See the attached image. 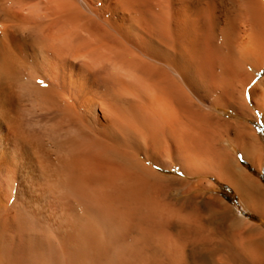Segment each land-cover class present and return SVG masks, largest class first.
Wrapping results in <instances>:
<instances>
[{
	"label": "bare ground",
	"instance_id": "obj_1",
	"mask_svg": "<svg viewBox=\"0 0 264 264\" xmlns=\"http://www.w3.org/2000/svg\"><path fill=\"white\" fill-rule=\"evenodd\" d=\"M263 70L264 0H0V264H264V228L163 172L264 219L231 149L264 166Z\"/></svg>",
	"mask_w": 264,
	"mask_h": 264
},
{
	"label": "rangeland",
	"instance_id": "obj_2",
	"mask_svg": "<svg viewBox=\"0 0 264 264\" xmlns=\"http://www.w3.org/2000/svg\"><path fill=\"white\" fill-rule=\"evenodd\" d=\"M263 76L264 71L262 74L258 75V80ZM257 114L259 116L258 119H253L249 121V123H251L253 127H256L258 134L264 142V113L258 111ZM222 115L229 116L231 114L230 112H226L225 114L222 112ZM234 116L238 117L237 115ZM231 149L236 159L239 161V163L243 164V168L249 173V175L259 181L264 187V166L261 170L258 169L245 157L240 148L237 146H231ZM171 161L174 166L178 164L177 159H172ZM190 167L194 168L195 175H186L179 165H176L173 170H164L163 172L177 175L179 177L185 178V180L189 183L199 185L197 189L188 193L187 197L189 199L193 198L194 201L199 205H208L209 203H214L219 211H225L228 213L229 223L232 221H239V219H248L255 225L264 228V219L254 212L246 209L242 196L236 191L234 187L222 182L215 175L210 174L211 172L209 171V168L203 164H200V162L193 163V161H191Z\"/></svg>",
	"mask_w": 264,
	"mask_h": 264
},
{
	"label": "snow or ice",
	"instance_id": "obj_3",
	"mask_svg": "<svg viewBox=\"0 0 264 264\" xmlns=\"http://www.w3.org/2000/svg\"><path fill=\"white\" fill-rule=\"evenodd\" d=\"M38 83H40L41 85H43L45 88L47 87V85H45L43 81H38ZM130 139H132L133 142H135V138L130 137Z\"/></svg>",
	"mask_w": 264,
	"mask_h": 264
},
{
	"label": "trees",
	"instance_id": "obj_4",
	"mask_svg": "<svg viewBox=\"0 0 264 264\" xmlns=\"http://www.w3.org/2000/svg\"><path fill=\"white\" fill-rule=\"evenodd\" d=\"M263 71H264V70H263ZM262 73H263V72H262ZM262 73H261V74H262ZM263 174H264V173H263Z\"/></svg>",
	"mask_w": 264,
	"mask_h": 264
}]
</instances>
